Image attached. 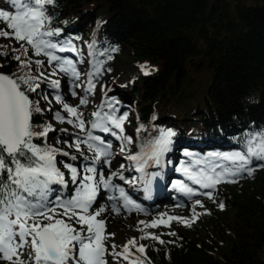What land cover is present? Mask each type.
I'll return each instance as SVG.
<instances>
[{
	"label": "trees",
	"instance_id": "16d2710c",
	"mask_svg": "<svg viewBox=\"0 0 264 264\" xmlns=\"http://www.w3.org/2000/svg\"><path fill=\"white\" fill-rule=\"evenodd\" d=\"M47 8L51 28L60 30L59 36L51 37L54 41L84 45L87 55L100 62L101 71L106 73L123 59L132 65L128 70L133 81L125 83L124 91L134 101L135 145L155 142L163 130L176 133L169 150L147 171L149 191L161 190L167 176L179 175L180 163L197 166V157L204 155L219 158L216 165L222 169H234L232 161L222 159L225 153L246 152L249 139L264 134V0H55ZM0 10L14 14L16 8L11 0H0ZM0 29H6L3 21ZM0 45L6 46L0 47V52L8 53L0 56V71L11 76L23 74L14 59L17 55L24 59L20 44L0 38ZM41 56L29 49L31 60ZM141 65L147 66L149 75L139 71ZM37 72L33 63L31 75L37 76ZM43 85L37 92L26 93L44 109L33 114L34 130L39 132L45 125L62 129L64 125L47 113L50 103L49 98H41L40 94L47 95ZM49 139L34 138L33 143L41 147L47 143L63 152L58 147L61 144ZM58 156L57 167L68 178L69 187L64 194L59 185L51 187L70 198L76 185L71 183L68 170L59 167ZM257 163L261 162L254 160L250 166ZM228 179L236 182L219 184L215 203L208 197L199 198L204 210L208 205L212 209L191 227L174 221L170 227L144 228L139 222L151 223L155 213H130L122 216L129 218V224L121 229L113 221L106 224V234H114L108 240L117 238L121 231V243L116 245L119 252L135 238L137 244L145 245L152 264H264V168L252 176L244 172ZM57 194L53 192L49 198ZM177 202L184 204L185 200ZM194 202H190L192 208ZM220 202L225 205L223 210L218 207ZM167 206L171 211L176 208ZM127 232L130 238L124 235ZM145 232L165 243L140 239ZM105 258L108 264H128L111 255ZM0 264L7 262L0 260Z\"/></svg>",
	"mask_w": 264,
	"mask_h": 264
},
{
	"label": "snow or ice",
	"instance_id": "6c2138e0",
	"mask_svg": "<svg viewBox=\"0 0 264 264\" xmlns=\"http://www.w3.org/2000/svg\"><path fill=\"white\" fill-rule=\"evenodd\" d=\"M11 3L16 8L14 14L0 10V21L6 24V29H0V38L13 39L19 43L23 49L24 59L21 55L14 57L19 62L23 74L18 76L0 74V260L6 261L7 264H108L105 258L107 254L116 259H123L128 264H152L147 257L145 245H138L135 238L129 240L119 252L116 251L115 244L111 245L112 251L109 253L106 241L114 234H106V221L99 219L108 209L100 206L92 210L101 187L106 191L117 190L119 198L124 201V207L129 210L139 209L122 187L112 184L114 176L125 180L122 174L112 172L105 178L104 165L111 167L114 156L111 141L105 142L100 136L92 134V130H99L115 137L122 142L121 152L132 143L131 137L123 135L124 122L128 114L125 112L116 115L118 108L114 105L118 102L106 101L102 104L101 109L92 114L96 119L90 121L91 127L85 139H77L74 145H69L80 152L83 143L93 153L91 166L84 168V173L87 174L82 175L72 163L62 162L70 174L71 183L76 185L75 194L67 198L59 194V190L51 187L57 184L68 188L64 172L57 167L56 156H69V153L52 148L47 143L42 147L33 143L34 138L42 137L46 141L48 133L55 129L51 125H45L39 132L34 130L33 114L42 113L44 109L39 106V101L34 104L26 93L37 92L40 84L48 81V77L39 71L43 67V62L31 60L28 52L31 49L35 56L44 55L50 65L55 63L57 69L66 75L70 74L75 82L79 79V73L72 60L61 58L55 53L57 51L75 53L77 49L70 40L61 45L50 39L60 35L59 29L51 28V17L48 15L47 6L54 5L55 0H11ZM12 51L15 52L17 49L13 48ZM7 54L0 52V56ZM107 58L112 59L110 55ZM33 63L37 66L39 73L37 76L31 75ZM140 67L145 75L150 74L146 65ZM55 74L54 69L52 75ZM100 74L101 64L98 62L89 76L86 93L93 91L95 85L92 78ZM49 83L53 89L60 88L59 80L52 79ZM40 95L42 99H48L46 94ZM72 95H76L74 90ZM54 98L56 103L62 106V110L74 118L67 120V123L73 124L83 132L85 121L78 107H72L64 102L58 93ZM87 103L86 98H81V105ZM105 106L109 111L103 110ZM55 119L64 121L60 112L55 113ZM175 135L176 133L171 130L161 131L159 138L151 145V155L147 159L159 163L160 157L169 150L171 138ZM81 156L84 160L89 159L82 152ZM69 159L76 161L77 157L72 155ZM127 159L137 162L136 171L143 173L144 164L147 163L144 155H129ZM222 159L232 161L234 169L223 168L219 172L215 167L207 171L201 169L199 172H190L186 167L181 169L190 181L199 185L200 189L209 190L199 194L207 196L214 203L216 202L214 192L221 182H236L228 178L238 177L244 172L252 176L257 169L264 168V134L252 136L246 152L226 154ZM254 160L261 163L251 167ZM98 164L99 172L96 167ZM121 167L123 168V165ZM78 177H81L79 183ZM125 182L134 184L135 180ZM176 186L189 197L198 194L183 182L177 181ZM53 192L58 194L50 199ZM108 199L117 198L109 196ZM197 206L204 207L199 199L194 202L191 218L167 216L165 220L164 216L167 214H161L151 223L145 221L139 223L144 228H156L161 225L170 227L171 221H177L185 227H191L202 214H210L207 209L203 213L197 212ZM218 207L223 210L225 205L220 202ZM112 211L119 213L120 208L113 204ZM77 225L79 227H76ZM144 228L138 230L144 232ZM168 234L176 235L175 232ZM140 239L165 243L159 236L146 232ZM132 248H135V253L132 252ZM26 250H29L27 259L24 258Z\"/></svg>",
	"mask_w": 264,
	"mask_h": 264
},
{
	"label": "rangeland",
	"instance_id": "374dc122",
	"mask_svg": "<svg viewBox=\"0 0 264 264\" xmlns=\"http://www.w3.org/2000/svg\"><path fill=\"white\" fill-rule=\"evenodd\" d=\"M51 39V38H50ZM53 41V39H51ZM56 42V41H53ZM64 45V42L60 43ZM77 51L73 52H59L57 51L55 54L60 56L61 58H66L72 60L73 64L76 67V70L79 73V79L75 82L70 74H65L64 72L60 71L56 68L55 63L49 64L47 57L44 55L41 56L40 60L43 62V67L40 68L41 72L44 73L46 77H48V81L42 82L43 87L47 91V95L49 98L50 109L51 111L47 112L49 117L54 120L55 122H61L64 126L62 129H55V131H50L48 136L50 137L49 140L56 141V144H61L58 146L59 148L63 149V152H68L69 156H58V164L59 167L63 165V163H72L74 166L78 168V171H84L85 166H91L93 153L87 149L85 144H81L80 152H77L75 147H70L69 145H74L77 139L83 140L86 137V133L90 130V121L95 120L96 118L92 115L94 112L99 111L101 109V105L105 104L106 101L111 102H118L114 106L118 108V112L116 115H120L122 113H127V120L124 122V136L131 137L132 143L130 145V151L121 152V141L117 140L115 137L111 136L110 134L103 133L99 130H92V134L96 136H100L105 142L111 141L112 148L111 151L113 152L114 156L112 158L111 167L108 165H104V175L107 178L111 175L112 172H117L122 174L125 177V180H120L119 176L112 177V184L122 187L124 191L130 196L133 204L138 205L139 209L132 208L131 210L125 209L122 205L123 200L120 199L117 195V190H104L102 187L100 188L99 195L97 197L96 203L93 205V208H97L99 205L106 207L108 210L103 214L102 219L106 221V224L111 221L115 222L116 228L121 229L129 224L128 217L123 218L122 216H130L129 214L132 213H141L143 216H147L151 212H155V218L161 216V214H167L164 216V219L167 220V216H177L182 218H189L190 213L192 214V207L190 203L185 205H177L176 208H173L171 211L168 206V202H172L170 199H162V201H157L153 199L152 201H147L145 195V185L143 184L144 176L143 173L136 171L137 162L130 161L127 159L129 155H144L146 156L145 148H136L135 142L136 139V113L134 108V101L133 98L130 97V94L124 91L125 83L133 81V77H129V70L128 68H132V65L129 63L124 62V59L120 63L112 64V72L106 73L101 71L99 76L92 78V83L95 85L93 91L91 93H86L85 89L88 86V79L91 73L94 71V66L98 63V61H90L89 56L85 52V46L81 44L76 45ZM68 54L72 55L74 58H71ZM56 70V74L53 76V70ZM140 72L144 73L141 69ZM121 73V74H119ZM39 73L37 72V75ZM133 74V73H132ZM137 72L133 74L135 76ZM56 79L60 81V88L53 89L49 83L50 80ZM80 85L79 87H75V85ZM76 92V95H72V91ZM60 94L63 97L64 102L68 103L72 107H78L79 112L83 113V119L85 121V130L82 132L79 128L75 127L73 124L67 123V120L74 119L73 117L69 116L68 113L62 110V106L57 104L55 101V95ZM81 98H86L88 103L85 105L80 104ZM105 112L109 111L107 106L103 109ZM60 112V114L64 117V121H60L55 119V113ZM58 125L56 124V127ZM118 131V130H117ZM143 150V152H142ZM81 152L84 156L89 157L88 160H84L83 156H81ZM227 153H225L226 155ZM230 154V152L228 153ZM75 155L77 157L76 161H70L69 157ZM146 159V158H145ZM197 166L191 167L188 164L180 163L178 165L179 169L188 168L190 172H199L201 169H204V165L202 162H207L211 165V167H215L216 164H220V159L216 156H202L201 158L197 157ZM63 162V163H62ZM103 164V160L101 161ZM123 165V168L121 167ZM148 166V164H144V167ZM97 172L100 171V165H96ZM216 171H221V165L215 167ZM182 171V170H181ZM206 171V170H205ZM141 174L140 177L135 180V183H126L125 181H132L130 177L133 174ZM183 177L188 178L184 172L182 171ZM65 180L68 181V178L65 175ZM177 181L183 182L180 179H173L171 181V185L174 186L177 184ZM192 182V181H191ZM222 183V182H221ZM220 183V184H221ZM199 187V185H197ZM219 186V185H217ZM171 198H174L173 194H169ZM113 196L116 197V200H109L108 197ZM204 198V196L200 197ZM199 199V198H198ZM195 200L192 201V203ZM148 203H155L157 208H150L147 209ZM175 203V202H174ZM115 204L116 207L120 208L119 213L112 211V205ZM200 213L204 212L203 208H198ZM211 207L208 205V210L211 212ZM150 211V212H148ZM197 211V210H196ZM188 213V216L185 215ZM100 219V218H99ZM174 221L170 222V225L173 224ZM159 227H164L163 225ZM118 232L119 235L117 238H112L108 240V245L111 246L113 244L117 245L121 243L119 239L122 238V235ZM127 238L131 237V233L127 232L124 234ZM139 245V244H138Z\"/></svg>",
	"mask_w": 264,
	"mask_h": 264
},
{
	"label": "water",
	"instance_id": "95a60500",
	"mask_svg": "<svg viewBox=\"0 0 264 264\" xmlns=\"http://www.w3.org/2000/svg\"><path fill=\"white\" fill-rule=\"evenodd\" d=\"M0 74H6V75H9V76H11L10 74H7V73L1 72V71H0Z\"/></svg>",
	"mask_w": 264,
	"mask_h": 264
}]
</instances>
